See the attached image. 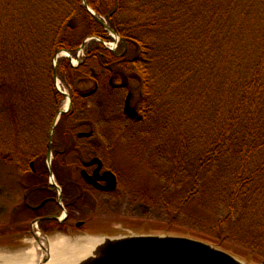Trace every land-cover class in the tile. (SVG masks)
Listing matches in <instances>:
<instances>
[{
	"label": "trees",
	"instance_id": "16d2710c",
	"mask_svg": "<svg viewBox=\"0 0 264 264\" xmlns=\"http://www.w3.org/2000/svg\"><path fill=\"white\" fill-rule=\"evenodd\" d=\"M85 1L121 35L120 55L104 46L113 37L84 0H0V93L13 89L17 103L34 106L45 122L62 97L54 56L62 50L76 55L85 38L99 37L78 67L61 57L58 74L75 84L91 63L105 79L124 73L137 81L144 113L132 123L163 115L161 129H172V142L163 140L156 149L170 155L174 172L191 168L196 186L207 169L222 166L227 212L214 219L219 235L206 241L229 252L224 242L233 241L252 252L244 258L264 264V0ZM37 69L52 87L45 101L30 87L43 82ZM3 98L2 107L12 101ZM202 122L204 147L188 151ZM195 186L180 198L182 206Z\"/></svg>",
	"mask_w": 264,
	"mask_h": 264
},
{
	"label": "flooded vegetation",
	"instance_id": "af4514ba",
	"mask_svg": "<svg viewBox=\"0 0 264 264\" xmlns=\"http://www.w3.org/2000/svg\"><path fill=\"white\" fill-rule=\"evenodd\" d=\"M99 72L93 70V77L77 78L93 83L86 91L70 86L67 93L55 84L62 96L60 108L41 122V131L35 132L33 139L25 143L16 133L9 142L0 140V248L20 250L25 241L49 235L99 234L91 230L105 224L99 220L130 214V186L113 163L112 135L104 128L105 123L111 124L116 105L129 120L140 119L144 108L140 99V106L132 107L134 94L127 74L105 79ZM115 88L124 92L122 101L114 98ZM63 98L67 100L64 109ZM128 99L135 116L126 111ZM91 102L106 111L101 120L105 121L103 131L96 130L99 121L80 117ZM60 111L64 112L55 123ZM111 173L117 184L114 190H107Z\"/></svg>",
	"mask_w": 264,
	"mask_h": 264
},
{
	"label": "rangeland",
	"instance_id": "374dc122",
	"mask_svg": "<svg viewBox=\"0 0 264 264\" xmlns=\"http://www.w3.org/2000/svg\"><path fill=\"white\" fill-rule=\"evenodd\" d=\"M89 37L90 36L85 38V45H80L77 50V53L82 51L80 59L77 60L74 56L76 67H78L86 57L87 45L92 42V39ZM116 37H118L119 42L115 39L111 41L105 40L104 43H106V46H104L106 48L110 46L112 48L110 50L120 55L122 53L120 50L121 35L116 33ZM92 38L98 41L101 40L96 36ZM55 63L58 64V61L55 62L53 59V65ZM70 63L73 65V62ZM90 65V68L84 70L86 73L83 72L85 74H82L81 78H90L93 70H100L98 66H94L91 63ZM132 67H129L130 70L126 71V73H131ZM38 72H41L39 76L33 78L38 80L43 79V82H39L36 87L33 85L30 87L36 88L38 93L40 92L39 96H42V98L39 99L45 101L48 96L47 91H49L51 87H49L47 80L45 82L44 77H47V74H45L46 72L42 71V69H37L35 73ZM77 78L75 79L76 83L72 84L68 78H65L67 79L65 80L64 77L57 72L56 87L67 93H69L71 89L70 86H73V89L79 87L82 91L89 90L93 87L92 82L77 81ZM118 82H120V80H117V83ZM130 83L131 90L134 94L132 107L136 109L138 105L140 106L139 99L141 89L137 81L130 79ZM193 86L192 84L190 88H194ZM22 90L23 87L20 91L22 92ZM32 90L35 91V89ZM15 96L16 92H14L13 89H7L0 93V101L3 97L8 98V101L12 100L8 105H4L3 107L0 102V140L2 138L8 139L9 142L11 141L9 139H12L15 136L14 134L17 133L21 134L22 140L26 143L30 139H33L35 132L41 131V122L35 117V115H37L35 107L29 106V108H26L24 103H17ZM114 98L122 101L124 92L114 91ZM66 102L67 100L63 98L62 109L65 108ZM89 104L90 106H87L88 108L85 113L82 115L80 114V117L95 121L94 123L99 121L98 124H95L96 130L98 131H103V126H108L107 129L106 127L104 129L112 135L113 163L123 175V180L129 184L131 191L129 200L130 214L116 216L109 221L101 219L99 221H103L105 224H98V227L93 226L91 230L99 234L109 235L143 233L174 234L203 241H206L209 237H217L219 234L216 228H213L214 219L224 216L227 212V205L224 201L225 189L223 188V186L225 187L226 185L225 176L223 177L224 174L222 173V166L215 165V167L207 169V171L201 175L198 184L195 186L191 180V168H187L181 173H176L174 172L175 165L170 155H168V153L158 155L156 148L161 145L163 140H168L167 143L170 144V146L172 142V129L169 131L161 129L162 123L164 122L163 115L145 118L143 122L134 125L132 120L125 118L123 109L120 106L114 108L111 124L107 125L105 121H101L102 117H105L106 111L100 107H96L95 103L91 102ZM28 109L29 112L35 110L34 116H27ZM12 112L13 115L15 112L17 113L15 116H11L10 113ZM200 125H203V127H200L199 134H197L199 139L193 146L191 143V147L188 151L195 150L192 148H195L198 143L199 146L196 149L199 147L203 149L204 147L206 135L203 122ZM195 128L196 127H194V129ZM82 130H88V128H83ZM98 136L99 135H97V137ZM172 173L174 177L172 178L173 180H170ZM194 186L196 192L191 196L186 205L182 206V200L180 198L184 197L187 194V190ZM163 188L167 189L162 192ZM91 234L93 233H90V231L78 232V235H72V237L79 236L87 238V235ZM66 236L69 238L71 235ZM52 237L54 236L49 235L47 239H51ZM24 243L23 249L30 248L33 244H37L35 238L30 242L25 241ZM224 245L229 247L230 250L233 251L231 253L239 258L247 260L251 264H258L244 258L252 253L249 248L230 240L225 241ZM0 251L5 250L3 248L0 249ZM17 251L18 250L12 252L17 253Z\"/></svg>",
	"mask_w": 264,
	"mask_h": 264
},
{
	"label": "water",
	"instance_id": "95a60500",
	"mask_svg": "<svg viewBox=\"0 0 264 264\" xmlns=\"http://www.w3.org/2000/svg\"><path fill=\"white\" fill-rule=\"evenodd\" d=\"M84 4L87 6L85 0ZM87 9L106 30L116 35V31L108 25L105 19L98 16L89 6ZM63 51L54 56L55 62ZM65 52L67 51L65 50ZM56 65L55 63V79H57ZM126 111L131 116L137 115L129 107V99L127 100ZM62 112L64 111L58 113L55 123ZM111 175L109 186L105 187L107 190L116 188V177L112 173ZM62 236L67 237L66 235ZM76 237L79 236L72 238ZM87 238L95 239L97 242L90 246L87 256L73 264H251L211 242L182 235L158 233L91 234L87 235ZM4 250L12 252L8 248H4Z\"/></svg>",
	"mask_w": 264,
	"mask_h": 264
},
{
	"label": "bare ground",
	"instance_id": "6f19581e",
	"mask_svg": "<svg viewBox=\"0 0 264 264\" xmlns=\"http://www.w3.org/2000/svg\"><path fill=\"white\" fill-rule=\"evenodd\" d=\"M95 242V239L61 235L51 239L40 238L39 243L20 249L17 253L0 251V264H73L87 256Z\"/></svg>",
	"mask_w": 264,
	"mask_h": 264
}]
</instances>
